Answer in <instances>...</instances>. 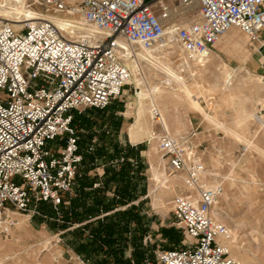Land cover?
<instances>
[{"label": "built area", "instance_id": "2783aa9c", "mask_svg": "<svg viewBox=\"0 0 264 264\" xmlns=\"http://www.w3.org/2000/svg\"><path fill=\"white\" fill-rule=\"evenodd\" d=\"M6 1L24 4L37 18L0 12V235L14 224L5 222L6 210L38 214L42 203L55 209L72 193L83 159L73 113L104 109L120 96L131 77L124 60L131 49L164 46L170 27L188 55L210 51L232 27L252 43L264 31V0H0V10ZM192 6L196 17L180 26ZM68 11L98 37L59 29L52 18ZM255 119L264 130V101ZM158 150L171 173H185L187 186L169 201L183 240L143 264H239L221 241L229 236L226 226L212 215L222 186L204 183L205 167L179 140L164 136Z\"/></svg>", "mask_w": 264, "mask_h": 264}, {"label": "rangeland", "instance_id": "374dc122", "mask_svg": "<svg viewBox=\"0 0 264 264\" xmlns=\"http://www.w3.org/2000/svg\"><path fill=\"white\" fill-rule=\"evenodd\" d=\"M196 13L194 9L191 16ZM193 20L186 18L179 21H185L188 24ZM239 34L244 38L242 46L246 52L242 50L238 53V57H230L220 50L221 42L219 41L209 53L217 54L216 60L230 68L240 70L242 74L264 78V31L258 43L250 42L241 31ZM163 54L166 57L170 56L171 66L176 69L179 57L170 53ZM141 64L144 72L145 66L148 65V69L151 67L150 72H146L148 82L157 83L161 78L159 72L164 70L161 62L155 61L156 65H150L142 59ZM182 74L186 73L182 72ZM139 91L140 89L131 84L125 85L120 96L112 100L106 108H87L77 112L79 115L75 119L79 143L85 149L87 148L89 155L101 156L96 158L95 166L89 167L90 174H95L97 178L104 168L103 176L105 177L109 161L124 157L123 164L129 165L128 174L131 178L125 196L120 194L123 185L112 179L109 180L108 175L104 180L106 188L102 187L97 206L108 209V213H83L79 206L74 212L70 195L65 196L63 205L55 209L50 203H42L38 214L20 213L12 208L6 210L5 222L13 219L14 224L9 227L6 235H0V264H91L86 255L92 243L89 242L92 239L91 229L98 221L110 225V240L114 241L113 245L120 250L117 257L122 255L123 259L129 260L130 264H136V258L141 254L143 264L145 257L154 259L157 250L181 245L183 233L173 218L171 206L167 204V201L185 187L176 186L177 193L171 196H160V199L165 202V207L157 205V200H154V194L151 193L153 183H151L148 155L150 140L144 137L140 142L132 143L134 145L132 146L128 139L127 126L135 120L137 108L135 94ZM198 101L205 112L212 115V110L209 109L215 104V99L205 100L201 97ZM176 114L179 116L178 119L183 120L186 126L190 127L185 132L180 131L176 138L180 145L185 147L187 153L194 157L193 160L200 161L205 168H208V165H211L210 156H213L218 159L220 172L223 174H234L244 180L249 178V174L237 168L238 166L235 168V173L231 172L234 163L244 152V145L241 142L232 141L221 129L213 127L199 114L185 112L183 106L178 107ZM230 114L231 110L225 108L222 119H228ZM73 116H76L75 112ZM148 118L152 121L148 120L150 128H153L157 135H164L165 131H161L157 118L153 115ZM57 142V139L48 142V147H53ZM251 152L253 153L251 174L256 184L252 187L253 189L245 192L243 189H238V186L244 183L236 182L237 186L231 189L230 197L223 206L230 216L228 223L235 228L233 231L236 236L235 249L239 254L248 257L252 264H264V186L262 185L264 160L260 159L256 152ZM162 159L164 160L163 168L169 175L171 170L167 159L165 157ZM121 166L115 167L119 170ZM80 167V170L86 169L85 164H81ZM181 174L185 179V173L181 172ZM206 179L211 180L209 176H206ZM182 183L187 186L185 180ZM91 196L87 199L88 208L97 204L96 198ZM80 212L83 213V217L79 220ZM20 219L24 220L26 229L21 230L17 227L16 223ZM137 246L138 249H136ZM78 249H82L80 250L82 253L78 252ZM136 250H139V255ZM89 255L94 260L104 259L111 264L120 261L114 258V254L108 253L106 245L100 246L97 251H91Z\"/></svg>", "mask_w": 264, "mask_h": 264}, {"label": "bare ground", "instance_id": "6f19581e", "mask_svg": "<svg viewBox=\"0 0 264 264\" xmlns=\"http://www.w3.org/2000/svg\"><path fill=\"white\" fill-rule=\"evenodd\" d=\"M70 2H74V0H70ZM194 9L195 6H192L191 9L185 10L184 13H186L180 16V19H194L195 15L191 16ZM0 12L3 16L11 19L24 17L25 20L30 21L37 18L33 10L19 2H4ZM52 21L59 29L66 32L74 33V30H77L78 34L85 33L94 38L98 37V32L84 20H81L79 13L75 11L57 15L52 18ZM188 24L181 21L180 26H187ZM239 33L240 30L237 27H232L216 42H221L219 44L220 50L230 57H238L240 51H245L242 46L244 38ZM137 49H139L137 52L131 49V53H135L130 56L131 53L129 52L124 59L131 72V77L126 85L131 84L140 89L135 94L137 98L136 117L134 122L127 126V135L131 143L140 142L144 137H148L150 140L148 155L152 176L151 183H153L151 193L154 194V200H157V205L165 207V202L160 199V196H171L177 193L176 186L185 187L182 183L185 180L183 174L171 172L169 175L173 174V176L167 174L163 168V157L158 150V142L162 136L178 140L176 137H178L179 132H185L187 128H190L186 126V122L178 119L179 116L176 114L178 107L183 106L185 112L199 114L213 127L221 129L232 141L241 142L244 145V152L234 163L231 172L235 173V168L238 166L237 168L249 174L247 180L238 178L234 174L220 172L218 159L213 156H210L211 165L205 168L203 177L204 180L206 176L211 178V180H205L204 183L207 185L220 184L222 186L224 184L222 193L212 209L213 218L224 224L229 232L227 238L221 239L222 243L226 244L229 251L231 250V257L239 264H252L248 257L239 254L238 250L235 249L236 236L233 233L235 228L228 223L230 216L223 205L230 197L231 189H235L237 186L236 182L244 183L242 186H238V189H243L245 192L253 189L252 187L256 184L254 176L251 174V161L253 160L251 151L256 152L257 156L264 160V130L260 128L255 119V112L264 101V78L261 76L251 77L246 73L242 74L240 70L230 68L225 63L216 60L218 55L209 53V51L197 55L185 54L174 39L172 27L167 31L164 46L157 45L152 49L143 47ZM162 53L178 56V67L172 68L170 56L166 57ZM142 59L150 65H156L155 61L161 62L164 70L159 72L161 78L157 83L148 82L146 72L151 67L148 69V65L145 66L146 71L144 72V67L141 64ZM182 72L186 74L183 75ZM201 97L205 100L215 99V104L209 109L212 110V115L206 113L199 103L198 99ZM255 102L256 105L254 106ZM225 108L230 109L231 114L228 119L223 120ZM154 111L157 112L155 118H157V123L161 125V131H165L164 135H157L154 129L150 128L148 120H151L148 117H151ZM262 185L264 186V183ZM16 224L19 229H26L23 219H20Z\"/></svg>", "mask_w": 264, "mask_h": 264}, {"label": "crops", "instance_id": "0c3cea01", "mask_svg": "<svg viewBox=\"0 0 264 264\" xmlns=\"http://www.w3.org/2000/svg\"><path fill=\"white\" fill-rule=\"evenodd\" d=\"M73 115H74V113H73ZM74 126H75V124H74ZM131 145L134 146L132 143H131ZM86 149L84 148L83 145H81L79 143V150H80V153L82 154V157H83L81 164H83V165L85 164L86 169L85 168L83 170L78 169L77 175H76L75 180H74L73 188H72V193L70 194V196H72V203L74 206V212L76 211V207L79 206L83 213H88V214L108 213V209L97 207L99 204L100 191L102 190V187L106 188L105 183H104L106 176L105 177L103 176V174H104L103 173L104 172L103 167L104 166H102V168H103L102 172L99 173L97 178L94 176L95 174H93V175L90 174L91 169L89 170V167L91 165L95 166L96 158L101 157V156H98V155L94 156L93 161L89 163L86 160V154H88ZM99 161H101V159H99ZM98 165H100V164L98 163ZM81 167H79V168H81ZM111 168L118 170V169H116V167H112L111 165H109L106 170H109ZM89 176H92V177H89ZM93 188H95V189H93ZM90 196L92 198H96L95 200H97V204L95 206L93 204L91 207L88 208L87 199ZM107 198L108 197H106V199ZM83 213H81V212L79 213V220L83 217ZM99 215H97V216H99Z\"/></svg>", "mask_w": 264, "mask_h": 264}, {"label": "trees", "instance_id": "16d2710c", "mask_svg": "<svg viewBox=\"0 0 264 264\" xmlns=\"http://www.w3.org/2000/svg\"><path fill=\"white\" fill-rule=\"evenodd\" d=\"M77 115H79V114L76 112L75 117H77ZM75 117L73 116V119H72L73 125L75 124V121H76ZM93 159H94L93 156L86 154V160L89 163L92 162ZM128 169H129V165L127 163H124V164H122V166L119 170H115L114 168H111V169L106 171V176L109 175L108 176L109 180L112 179V180L117 181L118 183H121L123 185V190L120 191V194L123 196H125V194H126L125 191L127 190V185L129 184V181L131 179L129 177V174H128L129 173ZM99 200H100V198H99ZM97 223H98V225H97ZM97 223H96V226H94L93 229H91L92 230V233H91L92 239L89 242H92V243H91V246L88 247L87 255H86L89 258L88 261H90L91 264H111L104 259H101V261L94 260L89 255V253L91 251H97L98 249H100V246L106 245V247L108 248V253L114 254V258L120 259V261H118L115 264H130L129 260L123 259L122 255L121 256L119 255V257H117V254L120 253V250L116 249L115 246L113 245L114 241L112 242L110 240V236H111V233H110L111 227H109L110 225H105L104 223H102L100 221H98ZM113 247H114V250H112ZM83 248L84 247H82V249ZM82 249H80V250H82ZM136 249H138V246L136 247ZM80 250L78 249V252L82 253ZM136 251H138L137 254L139 255V250H136ZM141 255L136 258L137 259L136 264H142Z\"/></svg>", "mask_w": 264, "mask_h": 264}]
</instances>
